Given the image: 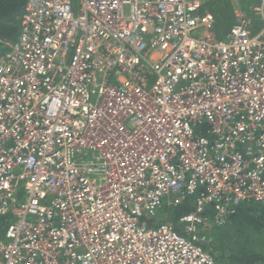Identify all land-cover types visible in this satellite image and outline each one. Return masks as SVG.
I'll return each instance as SVG.
<instances>
[{"label": "built area", "instance_id": "obj_1", "mask_svg": "<svg viewBox=\"0 0 264 264\" xmlns=\"http://www.w3.org/2000/svg\"><path fill=\"white\" fill-rule=\"evenodd\" d=\"M208 1L24 0L0 54V264H222L207 222L264 208V0L221 39ZM186 202L183 233L145 220Z\"/></svg>", "mask_w": 264, "mask_h": 264}, {"label": "trees", "instance_id": "obj_2", "mask_svg": "<svg viewBox=\"0 0 264 264\" xmlns=\"http://www.w3.org/2000/svg\"><path fill=\"white\" fill-rule=\"evenodd\" d=\"M211 3L212 1L208 5ZM216 4L215 15L218 20V28L221 25H224V27L229 26L232 20L231 6L219 2H216ZM214 6L212 4L211 9ZM23 8L24 0H0V51L2 53H5V50L9 49V45L14 43L19 36ZM215 32L217 34L216 27ZM192 209L193 206L189 202L182 205L165 203L154 215L145 216V220L150 226L169 221L180 230V217ZM207 214L208 217H211V208L208 209ZM6 223L3 222L0 226V236L3 234L2 230ZM220 227L212 224L209 220L203 229L205 233L215 235L214 239L218 242V246L211 248V246L204 245V248L214 254L219 262H225L226 264L264 262V208L261 205L253 202L241 204L236 213L229 218L228 223L222 226L223 230ZM180 231L183 233L182 230ZM231 238L236 240L237 246L233 245L232 253L227 255L225 253L227 252L226 246L230 245ZM226 239H229V241H225Z\"/></svg>", "mask_w": 264, "mask_h": 264}, {"label": "rangeland", "instance_id": "obj_3", "mask_svg": "<svg viewBox=\"0 0 264 264\" xmlns=\"http://www.w3.org/2000/svg\"><path fill=\"white\" fill-rule=\"evenodd\" d=\"M211 1H212V4L215 5L214 8L212 9V11H214V13H215V10H216V7H217L216 2H219L221 4H225V5H228V6H231L232 3H233V0H209L207 2L206 6H205V10L209 9V5L208 4ZM243 5L246 7L247 2L246 1H243ZM252 17H253L252 18V22H253L252 31H253V33H256V32H258L263 27V21H262V19L257 14H253ZM219 28L220 29H224V25H221ZM217 37L218 38H222V37H220L218 35H217ZM220 229L223 230V227L221 226ZM220 229H217V230L219 231ZM201 234H202V236H204L203 237V241H202L203 242V245H205V246H211V248H214L215 246H218V242H216V240L214 239L215 235H209L208 233H205L204 230H202ZM231 239L232 240L230 242V245H227L226 246V251L227 252H225V253L227 255H230L232 253V251H233V245L237 246L236 240L234 238H231ZM225 241H229V239H226ZM229 247H230V249H229ZM213 251H215V250H213ZM218 257H219V255H218ZM222 263L223 264H226L225 262H222Z\"/></svg>", "mask_w": 264, "mask_h": 264}, {"label": "crops", "instance_id": "obj_4", "mask_svg": "<svg viewBox=\"0 0 264 264\" xmlns=\"http://www.w3.org/2000/svg\"><path fill=\"white\" fill-rule=\"evenodd\" d=\"M237 1L238 0H233V3H232V5H231V7H230V11H231V13H232V20H231V23L229 24V26H226V27H224V29H220V28H218V20H217V17H216V29H217V35L218 36H220V37H225L226 35H227V33L230 31V28H231V26H232V24H233V22H234V9H235V7H236V5H237ZM212 3L209 5V9H207V10H211L212 11ZM213 13H214V11H212ZM216 16V15H215ZM3 231V234H4V232H5V227H4V229L2 230ZM3 234H2V236H3Z\"/></svg>", "mask_w": 264, "mask_h": 264}, {"label": "clouds", "instance_id": "obj_5", "mask_svg": "<svg viewBox=\"0 0 264 264\" xmlns=\"http://www.w3.org/2000/svg\"><path fill=\"white\" fill-rule=\"evenodd\" d=\"M23 10H24V8H23ZM209 11H211V10H209ZM22 14H23V11H22ZM214 15H215V13H214ZM21 18H22V15H21ZM215 18H216V16H215ZM234 21H235V9H234ZM234 23V22H233ZM233 25V24H232ZM215 27H216V22H215ZM232 27V26H231ZM231 29V28H230ZM214 32H215V29H214ZM229 33V32H228ZM227 33V34H228ZM215 35H216V32H215ZM227 36V35H226ZM225 36V37H226ZM216 37H217V35H216ZM224 37V38H225ZM218 38V37H217ZM18 39V38H17ZM219 39H221V38H219ZM16 42V41H15ZM12 44H14V43H12ZM12 44H10V46H9V49L8 50H10L11 49V45ZM8 50H5V53L8 51ZM5 53H2L1 51H0V54H2V55H5ZM193 206V205H192ZM222 263V262H221ZM223 264V263H222Z\"/></svg>", "mask_w": 264, "mask_h": 264}]
</instances>
